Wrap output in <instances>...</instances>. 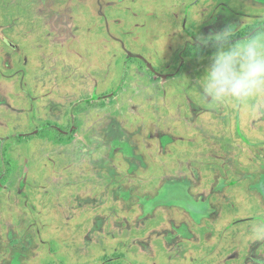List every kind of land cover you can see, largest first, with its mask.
Segmentation results:
<instances>
[{
  "label": "rangeland",
  "instance_id": "374dc122",
  "mask_svg": "<svg viewBox=\"0 0 264 264\" xmlns=\"http://www.w3.org/2000/svg\"><path fill=\"white\" fill-rule=\"evenodd\" d=\"M257 22L264 0H0V264H264V100L207 99L197 43Z\"/></svg>",
  "mask_w": 264,
  "mask_h": 264
},
{
  "label": "clouds",
  "instance_id": "9594fccd",
  "mask_svg": "<svg viewBox=\"0 0 264 264\" xmlns=\"http://www.w3.org/2000/svg\"><path fill=\"white\" fill-rule=\"evenodd\" d=\"M234 27L226 26L197 43L211 45L204 74L199 81L202 94L212 102L250 104L264 100V33L253 34L246 42L233 39ZM253 110L258 106L250 105ZM264 239V225L253 230Z\"/></svg>",
  "mask_w": 264,
  "mask_h": 264
},
{
  "label": "trees",
  "instance_id": "16d2710c",
  "mask_svg": "<svg viewBox=\"0 0 264 264\" xmlns=\"http://www.w3.org/2000/svg\"><path fill=\"white\" fill-rule=\"evenodd\" d=\"M249 27H251V28L249 29ZM249 27H247V29L238 31L235 35H233V39L234 40L239 39V38L242 39L248 35L251 37L253 34H258L260 32H264V27H263L261 22H257L256 24L251 25Z\"/></svg>",
  "mask_w": 264,
  "mask_h": 264
},
{
  "label": "crops",
  "instance_id": "0c3cea01",
  "mask_svg": "<svg viewBox=\"0 0 264 264\" xmlns=\"http://www.w3.org/2000/svg\"><path fill=\"white\" fill-rule=\"evenodd\" d=\"M263 33V32H262ZM246 37V36H245ZM248 37H249V35H248ZM239 39H241V38H239ZM244 42V41H243ZM243 42H241V43H243Z\"/></svg>",
  "mask_w": 264,
  "mask_h": 264
}]
</instances>
